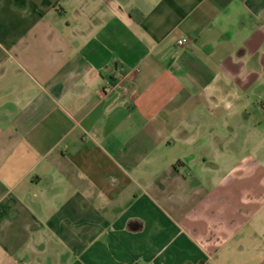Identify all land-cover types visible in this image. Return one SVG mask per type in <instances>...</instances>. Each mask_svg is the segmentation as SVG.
Wrapping results in <instances>:
<instances>
[{
    "label": "crops",
    "instance_id": "0c3cea01",
    "mask_svg": "<svg viewBox=\"0 0 264 264\" xmlns=\"http://www.w3.org/2000/svg\"><path fill=\"white\" fill-rule=\"evenodd\" d=\"M0 264H264V0H0Z\"/></svg>",
    "mask_w": 264,
    "mask_h": 264
},
{
    "label": "built area",
    "instance_id": "2783aa9c",
    "mask_svg": "<svg viewBox=\"0 0 264 264\" xmlns=\"http://www.w3.org/2000/svg\"><path fill=\"white\" fill-rule=\"evenodd\" d=\"M188 44V40L183 38L181 40L178 41V45L181 47H184ZM119 88V84L115 82V84H112L110 82H107L104 89H103V94L109 95L111 94L115 89Z\"/></svg>",
    "mask_w": 264,
    "mask_h": 264
},
{
    "label": "rangeland",
    "instance_id": "374dc122",
    "mask_svg": "<svg viewBox=\"0 0 264 264\" xmlns=\"http://www.w3.org/2000/svg\"><path fill=\"white\" fill-rule=\"evenodd\" d=\"M247 150L244 149V153H243V156L242 158H234V157H231L228 159V162L227 164L229 165H232L234 163V161L239 162L240 160H242L243 162V169H246V168H250L251 166V160H250V157H249V152H245ZM238 176V174H237ZM239 176L241 177V175L239 174Z\"/></svg>",
    "mask_w": 264,
    "mask_h": 264
},
{
    "label": "clouds",
    "instance_id": "9594fccd",
    "mask_svg": "<svg viewBox=\"0 0 264 264\" xmlns=\"http://www.w3.org/2000/svg\"><path fill=\"white\" fill-rule=\"evenodd\" d=\"M243 71V70H242Z\"/></svg>",
    "mask_w": 264,
    "mask_h": 264
}]
</instances>
